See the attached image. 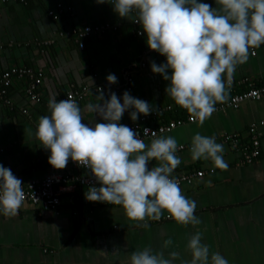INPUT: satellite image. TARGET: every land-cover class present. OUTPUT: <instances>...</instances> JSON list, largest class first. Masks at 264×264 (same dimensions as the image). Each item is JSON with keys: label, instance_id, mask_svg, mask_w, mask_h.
<instances>
[{"label": "crops", "instance_id": "0c3cea01", "mask_svg": "<svg viewBox=\"0 0 264 264\" xmlns=\"http://www.w3.org/2000/svg\"><path fill=\"white\" fill-rule=\"evenodd\" d=\"M59 2L64 10L56 18L52 11L57 10ZM108 2L0 0V88L2 75L10 68L44 71L38 89L41 101L30 99L25 77H13L7 94L12 105L0 96V164L10 168L23 185L50 173V152L34 135L39 118L50 115V98L66 99L73 89L88 85L89 94L78 102L83 122H103L87 111L86 105L99 103L98 85L106 86L105 99L114 92L123 103L120 91L107 87L106 77L114 74L125 81L129 71L133 78L131 96L147 101L153 110L175 104L165 91L170 82L154 74L150 67L153 61L159 65L166 58L149 49L146 34H138L142 30L139 24L119 17L111 0ZM198 2L216 7L215 0ZM87 25L103 26L105 30L87 36L86 47L81 48L76 38L67 33ZM61 32L66 34L61 36ZM47 40L53 42L49 44ZM233 77L264 84V45L246 63L237 66ZM248 86L243 83L236 87L243 91ZM227 91L228 95L233 93L231 88ZM24 108L28 109L27 114L23 113ZM130 111L124 112L120 124L134 122ZM187 116L186 111L177 110L167 113L164 120ZM253 124L263 132V153L253 163H242L241 153L223 135L240 132L247 136ZM196 133L214 136L216 143L224 146L226 171L213 172L210 160H192L190 146ZM159 136H173L178 145L185 146L178 148L181 163L172 175L207 170L205 175L180 187L183 195L196 201L194 215L200 224L182 226L165 213L159 221H147L148 228H139L127 219L122 207L87 201L84 194L88 189L80 186L65 193L55 211L25 204L15 217L0 215V264H127L128 255L145 246L166 254L175 250L187 260L191 258L186 247L188 239L197 231L202 233L201 242L209 246L210 253L219 252L228 264H264V99L247 100L237 109L217 111L203 126L187 122ZM155 164L150 161L149 169ZM64 170L72 175L84 172L69 163ZM166 239H171L172 244L164 249ZM114 251L119 255H114Z\"/></svg>", "mask_w": 264, "mask_h": 264}, {"label": "clouds", "instance_id": "9594fccd", "mask_svg": "<svg viewBox=\"0 0 264 264\" xmlns=\"http://www.w3.org/2000/svg\"><path fill=\"white\" fill-rule=\"evenodd\" d=\"M98 4L108 0H96ZM113 11L121 18L139 24L146 34L150 50L166 58L151 71L170 83L165 91L175 104L186 110L192 122L203 126L216 111L217 103L228 99V88L237 66L246 63L255 50L264 45V0H215L216 7L198 0H111ZM169 70L171 74L169 75ZM226 78V79H225ZM109 84L118 83L114 74ZM99 103H88L86 110L103 122L84 123L82 110L69 95L48 101L50 115L41 116L35 138L50 152L48 163L63 170L69 160L89 169L97 186L85 192L89 202L122 207L136 227L148 228L147 221H159L165 213L182 226L198 225L194 215L197 204L182 194L179 182L172 177L180 165L177 151L183 149L173 136H157L146 143L137 132L119 121L130 109V118L149 115L152 106L125 91L123 103L112 92L105 99L102 89ZM224 146L214 136L196 133L191 140L193 161L210 160L215 169L226 171ZM155 166L149 169V162ZM23 183L0 164V215L12 218L24 205ZM202 233L190 236L187 250L190 259L178 251H154L145 246L132 251L127 264H228L219 252H211L202 242ZM171 239L163 242L167 249ZM119 255L118 251L113 252Z\"/></svg>", "mask_w": 264, "mask_h": 264}, {"label": "built area", "instance_id": "2783aa9c", "mask_svg": "<svg viewBox=\"0 0 264 264\" xmlns=\"http://www.w3.org/2000/svg\"><path fill=\"white\" fill-rule=\"evenodd\" d=\"M24 1V0H22ZM58 8L56 11H52L54 17H58L60 13L64 10V5L62 2L58 3ZM116 28V27H115ZM105 30L103 26H92L87 25L85 27L73 28L68 31L67 34L74 36L79 42L81 48L86 47L85 38L91 35L95 31ZM140 30L138 33H142ZM66 32H61V36H64ZM142 35V34H139ZM52 40H47L46 43H52ZM2 43L0 42V47ZM257 49L255 50V55ZM146 62L143 61L142 66H145ZM125 81L118 80L116 84H107V87L114 89L115 91H120L123 95L125 91L131 92L132 86L131 82L133 80L130 76V72L126 71ZM13 77L28 78L27 94L30 99L34 102L41 101V93L39 92V87L43 81L44 71L42 68L34 69L31 67H13L5 71L2 75V87L0 88V96L4 99L6 104L12 105V101L7 97L8 89L12 84ZM248 79L237 80L235 77L232 78V83L230 88L233 93L228 97L227 101L224 103H217L215 105L216 111H224L227 109H237L243 102L247 100H261L264 99V84H257L249 81ZM243 83H248V88L243 91H238L236 86H240ZM106 89L104 85H98L97 90ZM90 91L88 85H84L80 88L73 89L67 95H69L78 103L80 100L84 99ZM66 98V99H67ZM177 110H183L181 107L175 104H168L165 106H159L153 110L149 115L141 116L139 120L134 121L127 125L133 131L137 132L140 139L147 141L152 138V132H155L157 136L170 132L178 126H181L187 122H192L188 114L187 118H171L169 120H164L167 113L175 112ZM23 113H28V109H22ZM187 112V111H186ZM214 112V113H215ZM262 137L263 132L260 130L257 124H253L249 130L248 135L243 136L240 132H228L224 133V140L229 143L234 149L239 151L242 155V163H253L257 161L263 153L262 147ZM185 148V146H183ZM73 167L83 169L82 174L72 175L65 170H56L50 165V173L43 179H37L29 182L27 185H22L23 191L25 193V204H30L34 206H40L45 210H57L62 203V196L65 193L73 191L76 187H85L89 189L92 186L99 187L95 183L93 176L89 169L79 166L73 161L68 162ZM207 173L205 169H199L195 171L183 172L178 175H172L174 179L179 182L180 187L185 183H192L195 178L201 177Z\"/></svg>", "mask_w": 264, "mask_h": 264}, {"label": "trees", "instance_id": "16d2710c", "mask_svg": "<svg viewBox=\"0 0 264 264\" xmlns=\"http://www.w3.org/2000/svg\"><path fill=\"white\" fill-rule=\"evenodd\" d=\"M231 95V94H230ZM230 95H228V96H230ZM182 114H184V113H182Z\"/></svg>", "mask_w": 264, "mask_h": 264}]
</instances>
